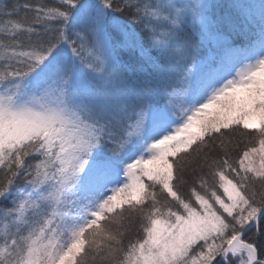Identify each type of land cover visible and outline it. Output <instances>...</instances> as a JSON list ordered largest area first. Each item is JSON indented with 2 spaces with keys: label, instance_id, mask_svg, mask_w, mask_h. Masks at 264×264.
<instances>
[{
  "label": "snow or ice",
  "instance_id": "6c2138e0",
  "mask_svg": "<svg viewBox=\"0 0 264 264\" xmlns=\"http://www.w3.org/2000/svg\"><path fill=\"white\" fill-rule=\"evenodd\" d=\"M0 264H264V0H0Z\"/></svg>",
  "mask_w": 264,
  "mask_h": 264
},
{
  "label": "trees",
  "instance_id": "16d2710c",
  "mask_svg": "<svg viewBox=\"0 0 264 264\" xmlns=\"http://www.w3.org/2000/svg\"><path fill=\"white\" fill-rule=\"evenodd\" d=\"M21 2L23 3V2H24V0H21ZM29 2H35V0H29ZM47 2H48V3H53V2H54V0H47Z\"/></svg>",
  "mask_w": 264,
  "mask_h": 264
}]
</instances>
